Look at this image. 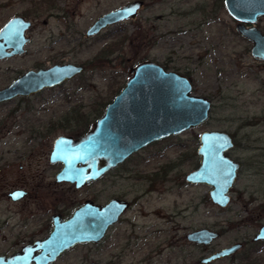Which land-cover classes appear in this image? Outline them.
<instances>
[{
  "label": "rangeland",
  "instance_id": "1",
  "mask_svg": "<svg viewBox=\"0 0 264 264\" xmlns=\"http://www.w3.org/2000/svg\"><path fill=\"white\" fill-rule=\"evenodd\" d=\"M49 1L24 0L23 6L10 1L9 14L20 11L33 21L37 17V25L27 33L31 38L21 56L0 60V88L58 56L85 68L58 87L0 104V193L19 187L28 193L17 202L0 197V226L24 225L29 231L40 205L65 208L85 194L95 203L110 197L129 202L153 189L142 202L146 217L136 220L151 228L147 235L154 232L146 240L150 246H160L148 264H200L201 257L234 242L242 243L232 254L236 264H264V246L249 241L264 224V64L251 57V44L235 32V20L223 0H143L135 19L106 26L89 39L73 33L71 40L63 38L57 44H50L49 34L38 30L50 12ZM130 1L134 0L81 1L74 8L73 32ZM4 13L0 6L1 23ZM46 24V29L55 27L52 19ZM255 25L264 32V17ZM143 59L187 78L194 95L211 102L207 118L199 126L148 144L85 193H73L67 183L55 182L56 169L47 161L52 139L63 133L82 134L92 126L124 86L129 67ZM210 130L229 134L233 145L227 154L240 164L224 208L211 204L209 187L190 185L184 178L197 167L200 133ZM135 174L140 177L137 182L130 177ZM131 213L125 215L127 220ZM200 228L216 231L215 241L203 246L186 240L187 233ZM131 230L124 222L114 226L103 243V256H98L97 247L83 249L82 255L106 264H133L139 254H132L133 248L145 241L136 243ZM4 232L0 230V238ZM7 240H0V252L11 246ZM78 259L79 254L71 253L54 264H77ZM227 262L222 258L212 264Z\"/></svg>",
  "mask_w": 264,
  "mask_h": 264
},
{
  "label": "water",
  "instance_id": "2",
  "mask_svg": "<svg viewBox=\"0 0 264 264\" xmlns=\"http://www.w3.org/2000/svg\"><path fill=\"white\" fill-rule=\"evenodd\" d=\"M141 2L131 1L118 9L103 13L89 26L87 37L121 20H130ZM229 16L235 20V32L250 42V55L264 61V35L255 22L264 16V0H223ZM0 29V60L22 53L28 37H24L29 21L21 17L8 20ZM82 71L74 64H54L48 68L28 69L5 87L0 88V102L17 97L37 94L69 80ZM130 76L124 86L104 107L94 120L90 130L78 138L57 136L53 140L48 161L60 163L54 176L55 182L75 183L79 188L96 181L107 170L126 160L132 153L171 135L199 126L209 115L211 102L192 92L191 82L178 72L164 70L156 61L143 60L128 69ZM197 167L184 178L191 184H204L210 189L211 204L224 208L237 177L239 164L227 154L233 143L229 134L216 130L202 131L198 137ZM23 191L12 190L11 200L21 198ZM107 204L95 205L86 201L72 212V216L60 221L55 218L45 240L24 245L13 255L1 257L0 264H48L57 254L77 243L98 242L104 231L118 219L126 207L122 200L109 199ZM218 233L207 229H195L185 235L187 241L206 244ZM254 240H264V224ZM240 244L232 243L202 257L207 264L237 252ZM35 250H39L34 255ZM234 264V263H231Z\"/></svg>",
  "mask_w": 264,
  "mask_h": 264
},
{
  "label": "flooded vegetation",
  "instance_id": "3",
  "mask_svg": "<svg viewBox=\"0 0 264 264\" xmlns=\"http://www.w3.org/2000/svg\"><path fill=\"white\" fill-rule=\"evenodd\" d=\"M10 1H12V0H2L0 2V4H1L0 5L1 6V13H2V10L5 9V13L3 14V19H2L3 22L2 23L0 22V29L3 28L2 26H3V24L5 22H7L8 20L13 19L15 17H21L23 20H28L29 21V28H27L25 30V33H24V37L25 36L28 37V40L25 43V45H26L30 41V38H31V37H29L27 35V33L30 30H32L37 25V23H36L37 17L33 21L31 19L26 18L27 16L26 15H23L22 12H20V11L13 12L12 15L9 14L8 11H9V8L11 7V6H9ZM81 1H83V0H50L49 1V2H51L50 3L51 5L49 6L50 12H49V14H47L43 18L42 23H40L41 26L38 27V30L40 32L44 33V34H46V33L49 34L50 37L48 39L50 40L49 41L50 44H53L54 42L56 44L57 43H60L61 42V39H63V38H66V41L67 40H71V36L73 35V33H75V34H78V33L84 34V37L87 38V39H89V38L98 36L100 34L99 32L103 28L106 27L105 26V27L100 28L98 32H96L93 35H89V37H87L86 31L88 30L89 26L92 25L93 22L95 20H97L100 15L103 14L102 13V14H98L97 17L94 16L93 19L90 22H88L87 25H85L83 28L79 29L80 31H76V29H75V32H73V26H74V24H73V15L75 14L74 13V8L76 9L77 4H80ZM134 1H136V0H134ZM138 1L141 2V4H140L139 9H137L138 11L136 12V14L138 12H140V9H141V7L143 5V0H138ZM15 2L18 5H22L23 6L24 0H15ZM77 13H78L77 16H80V17L82 16L81 15L82 13H79V12H77ZM136 14H135V16H136ZM135 16L133 18H131V19H135ZM259 18H261V17H259ZM46 19H52L54 21V25H55L54 29H50V28L49 29H46L47 28L46 26H48L46 24ZM122 21H124V20H121L120 22H122ZM128 21H130V20H128ZM116 23H118V22H116ZM116 23H112V24H116ZM107 27H109V26L107 25ZM260 32L264 35V32L262 30H260ZM69 42H71V41H69ZM25 45L23 46L24 47V50L22 51V53H20L18 55H15V57L21 56L24 53V51L26 49ZM58 55H60V54H58ZM15 57L11 56V57H8V58H15ZM8 58H5V59H8ZM62 58L63 57L58 56L57 59H56V57H55L54 59H52V61H50L51 63L47 64V66H45L43 63H40L41 66L40 67H37V69L38 68H44V67L45 68H48V66H52L54 64L58 65V64H69V63H71V62H67V60H62ZM143 60H149V59H143ZM260 61H262V60H260ZM139 62H143V61L140 60ZM139 62H137L136 64H138ZM153 62H154V60H153ZM262 63L264 64V61H262ZM71 64L77 65L75 63H71ZM77 66H82V71L79 74H76L75 76H79L83 72V69L85 68V66L80 65V64L77 65ZM37 69H35V70H37ZM164 70H166V69L164 68ZM21 73H19V74H21ZM18 75H16V76H18ZM75 76H73L70 79H73ZM65 81H67V80H65ZM65 81H63V82H65ZM62 83H60V84H62ZM56 86L57 85H55L53 87H56ZM49 88H52V87H49ZM44 89H46V88H43L42 90H44ZM38 92H40V91H38ZM7 102L2 101V102H0V104L1 103H7ZM90 128H91V125L87 128L86 131L90 130ZM86 131H83L82 134L81 133L80 134L74 133L72 135H70L68 133H63L61 135L60 134L59 135H56L55 137H57V136L60 137L62 135H65V136H70L71 139L72 138H78L79 136H82ZM55 137L52 139V141H51L52 143H53V140L55 139ZM52 143H51V146H52ZM144 147L142 149H144ZM142 149H140V150H142ZM140 150H137L136 153L134 152L131 155H129L126 158V160H124L121 163L117 164V166H120L122 163L127 162V159L130 156H132L133 154L136 155ZM50 151H51V147H50V149H48V152H47L48 153L47 154V161H48V155H50V153H51ZM48 163L50 164L51 168L52 167H55V169H56V171L54 172L55 174L53 175V178H54V176L57 174L56 172L60 168V165L61 164L60 163H52L51 164L49 161H48ZM111 170H113V168L110 169V170H107V172L105 174L103 173L99 178L96 179V181H100L102 178H105L107 174H109L110 172H112ZM130 177L132 179L135 178L136 182L138 180H140V177L137 176L136 174H135V176L132 175ZM96 181H94V182L92 181L91 183L85 184L84 186H81L79 188L74 187L75 183L74 184L73 183H68V182H64V183H67L68 184L69 188L73 191V193L74 192H79V191H82V193H85L87 187L90 184H95ZM64 183H62V184H64ZM16 189H18V188H16ZM19 189L21 191H23V194H22V197L21 198H17L15 200H11V197H9V195H8V194L11 193L9 191H1L0 197L1 198H5L6 200H9L10 202H17L19 200L22 201V199L28 198L27 191L21 189L20 187H19ZM13 190H15V189H13ZM153 191H154L153 189L152 190L151 189H148V190H146L145 192H143L140 195H137L136 194L135 197H133L131 200H129V202H127L124 197H118V198H116V197H110V198H108L107 201L109 199H115L117 201L118 200H122V201L126 202L127 204H126L125 209L122 211V214L119 215V217L116 220V222H114L112 225H109L108 228H106V230L103 233V236L99 239V241L97 243L96 242H88V243L85 242V243H77L76 245L74 244V245L70 246V248H68L67 250H63L62 252H60L59 254H57L55 260L52 261V262H50V263H48V264H54V263L57 262V260L63 259L64 257H67V255L68 254H71V253H76L77 255L79 254V258L80 259H78V263L77 264H106L104 262V260H102V259H100L99 262L93 261V260H90V259L87 260L88 258L86 256L82 255L83 254V251H84L83 249H88L89 247H94V248L97 247L99 249L98 256H103L104 247H105V246H103V243L109 237V233H110L111 228H113L116 225L118 226L122 222L127 223L128 225H130L132 227V230L131 231H132L133 235H130V236H133L134 241L136 243L141 238L145 241L143 243V245H141L140 247L139 246H135L133 248V253L132 254H135V253L138 254V252H139V254L137 256V260H135L133 262V264H148V260L152 258V253L153 252L155 254H159L160 251H158V250L160 249L159 248L160 246H157L156 248H153V246L152 247L150 246V244L146 240H147L148 236L149 235L151 236V234H154V232L151 233V234H149V235H147L148 230L151 229V228L149 226H145V224H142L144 222H142L140 224L137 223V221H138L137 219L140 220V219L146 217V212H144L145 210H144V208L142 206V202L146 199L145 197L149 196V194H151V192H153ZM43 201L46 202V199H44ZM86 201H91L95 205H99V206L104 205V204H107L106 203L107 201L100 202V203H98V202L95 203L93 200L89 199L86 196V194H85L83 197H78L77 199L75 198V200L71 199L70 204H68L69 206H67L65 208H59V207H61V205H52V204H50V205L44 204V205H40L38 208H35V215H34L35 218H34V221H33V223H34V229L28 226L30 228L29 231H25L26 228H25L24 225L21 226V225H18V224H12V226H10L9 224H6V223L3 224L2 225L3 227L0 226V230L1 231L2 230H5V232H4V236L3 237L1 236L2 238H0V240H2L3 242H6V241H8L7 239L9 237V240L11 241V246H8V248H5L3 250V252H0L1 257L8 256V255H11V254L13 255L14 253L20 251V249L23 248L24 245H32V244L35 243V241L43 240V239L45 240V237L47 236L48 232L50 231V229H52V222H53V220L55 218H57L60 221H63V220L65 221L66 218L72 216L71 214H72L73 211H75L78 207L83 206L86 203ZM46 208H48V209L44 211V209H46ZM129 211L132 212L131 213L132 217H131V219L127 220L126 217H125V215L128 214ZM260 226H259V228H260ZM256 232L257 231H255V233H253V235L250 237L251 240H249V241H250L251 244H256V246L260 245V246L263 247L264 246V240H258V241H256L253 238V236H254V234H256ZM216 238L217 237H215V239ZM215 239L213 241H215ZM189 242H191V241H189ZM237 243L240 244L239 248L237 249V251H239L240 248H241V246H242V243H240V242H237ZM237 243H235V244H237ZM192 244L202 245V244H197V243H193V242H192ZM216 250H218V249H216ZM216 250L215 251H212V252H216ZM38 252H39V250H35L34 255L37 254ZM234 253H236V252H233V253L229 254L227 257L224 256V257H221V258L216 259L215 261L213 260L210 263L211 264L214 263V262L216 263L217 260L222 259V258H225L228 261L227 264H231V263L236 264L235 263V260H233V257H232V254H234ZM200 259L198 260V262L200 261ZM199 263L202 264L201 262H199ZM210 263H207V264H210ZM30 264H33V263H30Z\"/></svg>",
  "mask_w": 264,
  "mask_h": 264
}]
</instances>
